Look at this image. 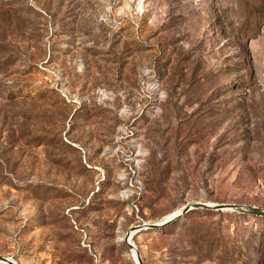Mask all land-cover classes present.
<instances>
[{
	"label": "rangeland",
	"instance_id": "rangeland-1",
	"mask_svg": "<svg viewBox=\"0 0 264 264\" xmlns=\"http://www.w3.org/2000/svg\"><path fill=\"white\" fill-rule=\"evenodd\" d=\"M191 204L264 210V0H0V256L136 264ZM143 264H264V217L192 210Z\"/></svg>",
	"mask_w": 264,
	"mask_h": 264
},
{
	"label": "water",
	"instance_id": "water-1",
	"mask_svg": "<svg viewBox=\"0 0 264 264\" xmlns=\"http://www.w3.org/2000/svg\"><path fill=\"white\" fill-rule=\"evenodd\" d=\"M213 210V211H235L242 214H248L252 216H258V217H264V210L255 208V207H246V206H235V205H208V204H191L184 207L180 212L177 214L172 215L168 219H166L162 224L159 225H143V226H137L132 229H130L124 236L123 242L125 243L128 250L131 252H134L135 261L137 264H143L141 257L135 248L133 244L130 243V240L132 237L141 231H146L149 229H156L165 227L169 224H171L174 220L180 218L181 216L187 214L188 212L192 210ZM0 264H16L12 259L0 256Z\"/></svg>",
	"mask_w": 264,
	"mask_h": 264
},
{
	"label": "bare ground",
	"instance_id": "bare-ground-1",
	"mask_svg": "<svg viewBox=\"0 0 264 264\" xmlns=\"http://www.w3.org/2000/svg\"><path fill=\"white\" fill-rule=\"evenodd\" d=\"M131 254L133 255L134 261H135V256H134V252H131ZM136 262V261H135ZM137 264V263H136Z\"/></svg>",
	"mask_w": 264,
	"mask_h": 264
}]
</instances>
